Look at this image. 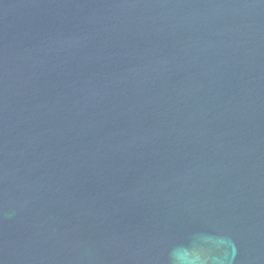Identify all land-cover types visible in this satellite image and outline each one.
Listing matches in <instances>:
<instances>
[{
    "label": "water",
    "instance_id": "obj_1",
    "mask_svg": "<svg viewBox=\"0 0 264 264\" xmlns=\"http://www.w3.org/2000/svg\"><path fill=\"white\" fill-rule=\"evenodd\" d=\"M0 264H264V0H0Z\"/></svg>",
    "mask_w": 264,
    "mask_h": 264
}]
</instances>
